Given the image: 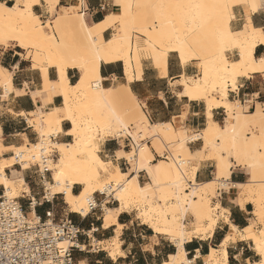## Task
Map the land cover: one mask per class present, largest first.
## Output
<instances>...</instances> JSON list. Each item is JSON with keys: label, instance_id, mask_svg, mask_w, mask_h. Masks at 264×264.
Here are the masks:
<instances>
[{"label": "bare ground", "instance_id": "6f19581e", "mask_svg": "<svg viewBox=\"0 0 264 264\" xmlns=\"http://www.w3.org/2000/svg\"><path fill=\"white\" fill-rule=\"evenodd\" d=\"M115 1L121 13L109 14L104 22L96 26H89L84 16L75 12V8L63 9L62 15L48 21L49 24L46 25L48 22L43 24L33 11L34 6L41 4V0H17L13 6L0 3V46L15 45L26 51V58L31 60L33 69L41 72L42 91L33 96H46L49 103L55 96L63 99L61 107L22 114L28 125L38 133V143L31 144L26 140V144L21 147H6L0 139V187L4 189V196L17 199L21 197V193H31L25 179L8 178L7 169L16 166H20L22 170H29L33 166L43 168V163L46 162L54 180L53 183L46 181V196L49 199L62 195L70 212L87 216L89 202L95 198L96 193L112 197L118 203L115 208H107L104 204V229L116 227V236L106 242L95 241L93 245L95 250L108 253L113 261L125 257L120 241L123 227L118 218L135 207L137 219L142 224L155 234L168 236L174 241L175 255L162 264H193L194 260L187 257L185 244L194 238L213 236L220 219L225 221L230 231L219 248H211L204 257V264H229L228 245L239 242L251 243L254 252L260 257L259 261H248L247 264H264V111L257 105L256 111L249 113L240 102L232 103L229 100V90L237 89V82L241 77L254 74L264 77L262 58L255 56L257 45L264 44V31L255 28L251 22V15L264 7V0H215L211 9L196 7L195 16L190 18L192 23L188 33L179 31L180 35L174 39L170 36L173 35L171 30L159 29L158 26L150 30L147 26L141 27V21L136 24L144 39H134L130 31L134 21L131 3L126 0ZM144 1L157 8L168 0ZM178 1L168 2L176 4ZM45 2L50 5L51 12L59 0ZM29 3L31 7L28 9L21 7ZM234 6H242L247 12V23L243 30L237 32H233L230 26ZM110 28H114L116 32L106 41L103 33ZM203 32L209 37L207 43L211 46L208 48L202 47L193 39L194 35ZM227 45L237 50V60H228L222 51ZM73 50L80 53L75 55ZM144 52L151 54L149 57L162 76L166 75L169 52H178L184 65L191 60H198L201 76L198 79L185 78L182 82V95L191 101L205 103L208 123L200 134L190 138L184 130L177 129L172 124H151L129 86L113 89L103 87L99 73L102 62L122 63L129 84L135 80L136 72L138 78L141 75ZM50 69L56 70V81L49 78ZM69 69L80 72L76 84H71L68 80ZM11 86L12 74L0 65V87L9 91ZM117 101L121 102L119 110L114 107ZM218 108L223 109L226 114L223 125L213 121V110ZM127 119L143 126L145 133L151 134L153 141L151 146H140L135 154L123 150L117 152V159L126 160L130 166L129 172H123L112 162L107 163L100 157L98 139L116 138L125 136L123 133H126L138 143L137 139L145 134L142 130L131 132ZM65 121L71 125L67 135L72 141L53 142L51 137L62 132ZM250 128L260 129L261 136H246ZM198 139L203 141V148L192 152L188 144ZM165 140L175 143L177 158L173 156L171 162L160 160L152 164L153 151L161 155ZM52 146L59 155L58 161H43L44 156L54 153L50 149ZM228 151L231 156L224 155ZM7 154L11 156L5 157ZM237 156L240 159L238 164ZM205 159L215 163L217 175L211 182L198 184L197 165ZM190 161L196 164L187 173V169L181 167L188 165ZM108 164L113 165V171L108 169ZM235 167H243L247 171L248 182H230L231 170ZM141 172L146 173L149 180L145 185L139 181ZM105 173L108 175L104 178ZM221 179L224 180L223 186L231 185L238 190V203L241 207L244 208L246 204L254 206L253 216L262 226L260 231L252 224L238 228L230 222L228 210L220 204L211 206L208 195H215L216 184ZM110 184L115 187L111 189ZM187 184L190 186L187 187ZM75 186L81 187L77 194L73 192ZM187 216L195 221L191 230L184 224ZM102 244L105 246L100 249ZM199 256L198 254L197 258Z\"/></svg>", "mask_w": 264, "mask_h": 264}, {"label": "crops", "instance_id": "0c3cea01", "mask_svg": "<svg viewBox=\"0 0 264 264\" xmlns=\"http://www.w3.org/2000/svg\"><path fill=\"white\" fill-rule=\"evenodd\" d=\"M0 3L13 6L17 3V0H0ZM101 7L104 10H101ZM70 8H75L79 14H82L89 26L101 24L109 14H115L118 11V6L114 0H59L56 8L51 12H48L45 0H41V4L34 6L33 11L41 18L43 23L47 19H55L56 17L54 16L57 14L62 15L63 9ZM133 15L134 26L142 19V13H135L133 10ZM233 16L230 24L232 31L243 30L247 23L246 9L242 6H234ZM251 22L255 28L264 31V9L252 14ZM149 29L152 30V27H149ZM114 30V28H110L105 31L103 33L104 40H110L114 35ZM15 47L18 48L17 46ZM19 49L10 46H0V65L12 74V86L8 94L4 88L0 87V139L6 147H21L26 144V140L31 144H35L32 142L37 139L38 133L28 125L26 118L22 114H30L39 109L49 111L53 108L61 107L63 104L61 96H55L51 103L46 99V96H33L42 91V74L39 70L33 69L31 60L27 59L24 54L26 51ZM226 56L231 61L238 59V54L235 50H227ZM255 56L264 58V44L257 45ZM165 71L166 75L162 76L161 72L155 68L152 59L143 53L141 75L138 78L136 72L135 80L129 84L125 77L124 66L120 62H102L99 73L102 85L106 89L129 86L130 92L136 97L143 114L151 124H172L177 129H187L195 133L201 132L208 123L205 103L191 101L182 95L183 78H196L199 76L198 60H191L187 65H184L178 52H169ZM67 75L71 84H76L79 81L80 72L78 70L69 69ZM49 78L53 81L57 80L58 75L55 69L49 70ZM229 100L232 103L240 102V105L249 113L255 112L257 105L264 109L263 75L254 74L250 77H241L237 82V89L235 91L229 90ZM212 114L214 122L220 125L224 123L226 114L223 109H214ZM70 128L69 122H63L62 132L57 135L61 143H70L69 141L72 138L67 135ZM125 145L126 143L124 142ZM188 146L192 152H196L202 150L203 141L198 139L189 143ZM121 148V141L106 140L101 144L100 157L103 160L109 159L121 170L124 168L129 169V164L126 160H118L116 157L117 152ZM123 148L126 149L125 147ZM158 155L153 151V163L161 160ZM214 164L213 161L202 160L197 165L196 182L198 184L208 183L215 179L217 170ZM31 170L32 168L22 170L14 167L7 169L6 173L8 178L12 180L23 177L28 184L31 193L20 199V203L25 209H27L29 197H35L39 202L35 214L43 219H53L55 221L54 212L59 205V195L49 198L48 203L44 201L42 198L46 188L44 189L38 170L35 172ZM146 177V173L141 172L139 174L140 183ZM248 178L249 176L243 167L232 168L231 183L244 184L248 181ZM41 189H43V192H40ZM80 191V186H75L73 189L76 194ZM238 198L239 192L237 191H223L218 194L216 202L229 211L230 222L242 229L251 224L249 222L253 220L254 206L246 204L243 208L238 203ZM95 199L98 205L104 201L103 197L102 199L95 197ZM106 207L115 208L110 206V202L106 204ZM66 215H69L81 229L89 230L91 226L99 228L98 233L95 235L98 242H106L116 236V227L104 229V205L103 207L99 206L87 216L68 212L62 218ZM118 222L123 227L120 241L122 243L121 250L125 257L113 261L108 253L106 254L102 250H95L96 253L93 254L95 256H88V252H75V264H80L81 262L85 264H162L170 261L175 255L174 241L168 236L155 234L148 226L142 224L137 219V215L132 212L122 213L118 218ZM229 231V226L224 220L220 219L213 236H207L204 239L194 238L185 244L187 257L194 260L193 264H204V257L209 254L211 248H219L223 238ZM82 241L84 244L88 243L86 238H82ZM228 252L229 264H239L240 259L248 262L253 260L255 256L247 242L235 243V246L228 247ZM198 254L200 256L197 258Z\"/></svg>", "mask_w": 264, "mask_h": 264}, {"label": "built area", "instance_id": "2783aa9c", "mask_svg": "<svg viewBox=\"0 0 264 264\" xmlns=\"http://www.w3.org/2000/svg\"><path fill=\"white\" fill-rule=\"evenodd\" d=\"M101 10H104V8L101 7ZM123 134L125 136L112 139L116 142L121 139L126 143L124 147L129 148L131 151H137L142 145H151L150 138L141 139L136 143L129 134ZM158 158L165 161L174 159L173 154L167 148L162 156L158 155ZM42 160L53 161L54 159L51 155L44 156ZM180 165L179 162L178 166L180 167ZM36 167L45 189L47 176L51 175V172L46 162L43 163V168ZM109 187L113 189L115 185L110 184ZM223 191L221 186L218 194ZM98 195L103 197L104 201L98 205L95 198L91 200L89 202V213L110 202V200L105 201L108 198L107 195L103 193H98ZM26 196L28 194L23 193L22 197ZM20 199L6 198L4 191L0 194V264H75V252L84 253L87 247L93 248V243L96 241L95 235L98 233L99 228L91 226L89 230L81 229L69 215L58 222L53 219L51 221L43 219L35 214L39 204L35 197H29L28 212L20 203ZM42 199L47 203L49 202L45 191ZM112 200L113 203L116 202L113 198ZM82 238H86L88 243L84 244Z\"/></svg>", "mask_w": 264, "mask_h": 264}, {"label": "rangeland", "instance_id": "374dc122", "mask_svg": "<svg viewBox=\"0 0 264 264\" xmlns=\"http://www.w3.org/2000/svg\"><path fill=\"white\" fill-rule=\"evenodd\" d=\"M115 1V0H114ZM127 1V3L129 2V3H131V6H132V8H133V10H134V12L135 13H142V16H141V22L140 23H142V24H144V25H140L141 27H143V26H147V27H152V28H155L156 26H158V28L159 29H161V28H167L168 30H171L172 32H170L171 34H173V35H170V36H173L172 38L174 39L175 37H178L179 35H180V33H178L179 31H181V33H182V31H184L186 34L188 33L187 31H189V29H190V26H191V19L190 18H192V17H194L195 16V14H196V12H195V8L196 7H187V5H196V4H208V5H212V3H214V1L215 0H179L178 2H176V4L174 3V2H168V1H166L163 5H161V6H158L157 8H155V7H153L151 4H148V3H145V1L144 0H126ZM116 2V1H115ZM177 3H179V4H182V5H185L184 7H179V8H177L176 7V5H177ZM47 4V3H46ZM175 4V5H174ZM128 5V4H127ZM47 7H48V12L51 10V7H50V5H48L47 4ZM174 7V8H173ZM176 7V8H175ZM205 9H207V8H203V10H205ZM262 9H264V7L262 8ZM55 12V11H54ZM75 12L76 13H78V11L75 9ZM121 13V9H120V7H118V11L117 12H115V14H120ZM59 14H57L56 16H54V17H57ZM196 18V17H195ZM53 19L54 18H50V19H47L45 22H43L44 24L47 22V21H53ZM143 21V22H142ZM49 24V22L46 24V25H48ZM156 25V26H155ZM117 27H118V25H117ZM46 30L48 31L49 30V28H46ZM204 30V29H203ZM131 31V33H132V36H133V38L134 39H136V37H140V38H144L141 34H140V31L138 30V28H137V24H134V26H133V29L132 30H130ZM116 32V30H114V33ZM177 34V35H176ZM193 39L199 44V45H201L202 47H209V46H211L210 44H208L207 42L209 41V37H208V35L206 34V32H203V33H199V34H197V35H194L193 36ZM10 47H12V48H15V49H18V48H16L14 45L13 46H10ZM20 50V49H19ZM227 50H235L236 52H237V50L236 49H234V48H232L230 45H227L226 47H224L223 48V52H224V54L226 55V51ZM80 52H78V51H74L73 50V54H75V55H78ZM24 54H25V56L27 57V52H24ZM143 54V53H142ZM144 54L148 57V56H151V54L150 53H146V52H144ZM238 54V53H237ZM29 56V55H28ZM227 57V56H226ZM29 59V58H28ZM229 60V59H228ZM231 61V60H230ZM198 68H199V76H197L196 78H193V79H198L200 76H201V68H200V63L198 64ZM187 78V77H186ZM185 80V78H183V81ZM182 81V82H183ZM1 88H3V87H1ZM8 92L9 91H6V93L8 94ZM214 94L215 95H217L218 96V93L217 92H214ZM114 107H117L116 109L117 110H119L120 109V107H121V102L120 101H117V103L115 102L114 103ZM261 110L262 111H264V109H262L261 108ZM45 111V110H44ZM126 122L129 124V128H130V130H131V132H139V131H143V133L145 134L144 135V137H142V138H138L137 139V141L139 142L141 139H145V138H150V136H151V134H146L145 132V128H143V126H141V125H139V123H133V121L132 120H130V119H127L126 120ZM224 124V123H223ZM223 124H221V125H223ZM182 130H184L185 132H186V136L187 137H190V138H192V137H194L195 135H198V134H200V132H198V133H195V132H193V131H191V130H187V129H182ZM261 133H262V131L260 130V129H253V128H250V130L249 131H247L246 132V136H249V137H252L253 136V134H256V135H259V137L261 136ZM123 136V135H122ZM55 138V139H52V138ZM112 138H115V137H105L104 139H98V142H99V145H100V147H101V144L103 143V142H105L106 140H111ZM116 138H118V137H116ZM124 138V137H123ZM51 139H52V141L53 142H60V140H59V138L57 137V136H52L51 137ZM39 135L37 134V139L35 140V141H33L32 143H38L39 142ZM72 141V139L69 141V142H71ZM120 141H121V145H122V148H121V150H123V151H125V152H132L133 154H135L137 151H131L129 148H126V149H124L123 147H124V142L120 139ZM152 141H153V138L151 139L150 138V142L152 143ZM164 144L165 145H163L162 146V150H163V153L166 151V148L171 152V154H173V156L175 157V158H177L176 157V145H175V143H173V142H170V141H164ZM149 146H151V145H149ZM50 149L51 150H54V153H52V157H53V161H54V163L55 162H57L58 161V159H59V155L55 152L56 150L54 149V147L52 146V147H50ZM163 153L161 154V156L163 155ZM206 153L209 155V150H207L206 151ZM262 153H263V157H264V150L262 149ZM99 155H100V151H99ZM11 155L10 154H8V155H6L5 157H10ZM177 160H179V159H177ZM206 160V159H205ZM107 163H110V162H112V161H110L109 159L108 160H105ZM170 162L172 161V160H169ZM202 161V160H201ZM200 161V162H201ZM199 162V163H200ZM152 164H154L153 162H151ZM173 163V162H172ZM195 162L194 161H190L189 163H188V165H186V166H183V167H181V168H186L187 169V173H189V171H191L192 169H193V167H194V165L196 164H194ZM215 165V164H214ZM108 166V169L110 170V171H113L114 169H113V165L112 164H108L107 165ZM16 168H18V169H20L21 167L20 166H16ZM32 168V172H35L36 170H38V168L36 167V166H33V167H31ZM128 168L129 169H123L122 171L123 172H129L130 171V166H128ZM22 169V168H21ZM217 170V169H216ZM247 172V171H246ZM248 174V173H247ZM107 175H108V173H105V174H103V177L105 178V177H107ZM249 176V175H248ZM216 178V177H215ZM47 181L48 182H50V183H53L54 182V180L51 178V175H48L47 176ZM248 181H249V178H248ZM247 181V182H248ZM149 182V180H148V178L146 177L145 179H143L142 181H141V184L142 185H145L146 183H148ZM222 183H224V180L223 179H221L219 182H217V184H216V190H215V195L214 196H212V195H208V198L210 199V203H211V206L212 207H216L217 205H218V203L216 202L217 201V198H218V190L221 188V186H222V188H223V190L224 191H226V192H228V191H237L238 192V190L237 189H233L232 188V186L231 185H227V186H223V184ZM226 184H227V182H225ZM47 185V184H46ZM45 185V186H46ZM190 185L189 184H187V187H189ZM231 186V187H230ZM228 187V188H227ZM4 191V189L2 188V187H0V193L1 192H3ZM40 192H43V189H41L40 190ZM22 196H23V193H21V197L20 198H22ZM59 197V201H58V207H56V209H55V212H54V219H55V222H58V221H60L61 219H62V217H63V215L65 214V213H68V212H70L69 211V209H68V207L65 205V203H64V200H63V196H61V195H59L58 196ZM95 197L97 198V199H102V197L101 196H99L98 195V193H96L95 194ZM108 200H110V206L111 207H117L118 206V203L117 202H115L113 205H112V202H113V200H112V198H109ZM130 213L132 212L134 215H137V211H136V208L135 207H133L132 208V211H129ZM216 213H218V211L216 212ZM195 221H194V219L191 217V216H187V218H186V220L184 221V224L187 226V228L189 229V230H191L192 228H193V223H194ZM188 223V224H187ZM252 224L255 228H256V230L257 231H260L261 229H262V226L259 224V223H257V220L255 219V217L253 216V220H251L250 222H249V224ZM250 224V225H251ZM96 239V238H95ZM96 241H97V239H96ZM105 244V243H104ZM104 244H102V245H100L99 246V248L100 249H102L105 245ZM247 244L249 245V247H250V250H252V252H254V250H253V245L251 244V243H249V242H247ZM93 245H94V243H93ZM231 246H235V243H229V245H228V247H231ZM86 252H88L87 254H88V256H95V255H93V254H95L96 252H95V247L93 246V248L92 247H87V249H86ZM107 254V253H106ZM254 254H255V256H254V258H253V260H250V261H259L260 260V257L259 256H257V254L254 252ZM90 264H92V263H90ZM117 264V263H116ZM239 264H247V262H245V261H242L241 259H240V262H239Z\"/></svg>", "mask_w": 264, "mask_h": 264}, {"label": "snow or ice", "instance_id": "6c2138e0", "mask_svg": "<svg viewBox=\"0 0 264 264\" xmlns=\"http://www.w3.org/2000/svg\"><path fill=\"white\" fill-rule=\"evenodd\" d=\"M185 5H182V4H177L176 7L179 8V7H184ZM255 6V5H253ZM21 7H23L24 9H28L29 7H31V3L29 4H24L22 5ZM187 7H197V8H207V9H211L212 7H214L213 5H208V4H196V5H187ZM38 19V18H37ZM262 63H264V58H262ZM74 123V121H73ZM225 156H231V152L228 151V152H225L224 154ZM224 157H221V159H223ZM240 162V159H239V156H237V159H236V163L238 164Z\"/></svg>", "mask_w": 264, "mask_h": 264}]
</instances>
